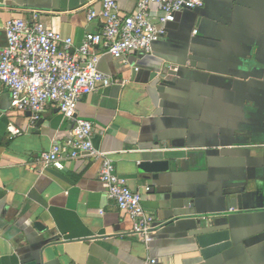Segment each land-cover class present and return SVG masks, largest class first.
Masks as SVG:
<instances>
[{
	"label": "crops",
	"instance_id": "obj_1",
	"mask_svg": "<svg viewBox=\"0 0 264 264\" xmlns=\"http://www.w3.org/2000/svg\"><path fill=\"white\" fill-rule=\"evenodd\" d=\"M115 1L128 13L137 0ZM202 1L176 14L151 53L124 64L103 55L99 71L125 84L77 104L95 149L154 217L146 243L107 198L101 160L61 171L36 161L70 123L48 105L31 125L0 83V264H264V0ZM89 5L99 0H1L0 48L5 22L34 13L79 46L101 29L87 21ZM151 161L166 170L138 173ZM217 232L231 245L204 258L198 237Z\"/></svg>",
	"mask_w": 264,
	"mask_h": 264
},
{
	"label": "built area",
	"instance_id": "obj_2",
	"mask_svg": "<svg viewBox=\"0 0 264 264\" xmlns=\"http://www.w3.org/2000/svg\"><path fill=\"white\" fill-rule=\"evenodd\" d=\"M202 7V0H137L125 13L115 0H99L98 10L89 5L85 12L87 21H99L101 29L87 34L76 47L72 39L46 27L35 13L30 20L10 19L4 24L6 46L0 48V83L9 93L10 108L30 113L34 125L44 109L54 105L70 123L67 139L52 143L36 161L44 168L61 171L67 162L80 157L101 160L98 181L107 198L133 221V234L143 243L157 229L154 217L142 207L141 196L130 190L127 180L117 175L112 162L95 149L92 123L77 116V104L84 94L125 84L99 71L103 55L124 64L130 53H150L177 13ZM7 131L10 138L20 134L13 126Z\"/></svg>",
	"mask_w": 264,
	"mask_h": 264
},
{
	"label": "water",
	"instance_id": "obj_3",
	"mask_svg": "<svg viewBox=\"0 0 264 264\" xmlns=\"http://www.w3.org/2000/svg\"><path fill=\"white\" fill-rule=\"evenodd\" d=\"M152 49L153 45L151 51ZM137 170L138 173L145 174L158 170H166V165L160 161L142 162L137 166ZM36 227L41 230V225L37 224ZM197 242L202 250L201 254L204 258L212 257L231 245L226 232L200 235Z\"/></svg>",
	"mask_w": 264,
	"mask_h": 264
}]
</instances>
